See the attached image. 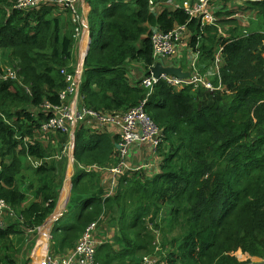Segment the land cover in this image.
Returning <instances> with one entry per match:
<instances>
[{"label":"trees","instance_id":"obj_1","mask_svg":"<svg viewBox=\"0 0 264 264\" xmlns=\"http://www.w3.org/2000/svg\"><path fill=\"white\" fill-rule=\"evenodd\" d=\"M15 3L0 0V53L18 75L4 80L7 71L0 63V199L17 216L15 221L7 216L12 222L0 230V264H17L20 252L12 238L41 228L57 209L64 175L56 174L55 156L70 139L41 132L49 120L41 108L45 101L60 104V93L69 86L61 71L74 73L83 46L76 30L85 33L66 4L19 11ZM214 3L219 21L201 35L200 21L190 20L183 10L164 8L155 15L149 0H86L91 42L82 62L81 104L113 115L145 102V111L164 135L161 165L153 179L125 175L115 196L104 199L96 172L78 166H113L118 140L81 125L69 203V209L79 204L80 213L64 227L56 222L53 253L73 249L85 229L103 217V224L105 218L109 225L118 222L124 250L116 253L103 245L96 264H124L126 258L142 264L145 256L154 264H242L234 256L237 251L264 259V2H249L243 9L233 0ZM237 12L243 13L242 20L234 17ZM184 25L201 63L211 65L223 48L220 75L211 80L222 90H181L162 80L150 93L142 80L155 63L152 31ZM131 63L143 65L142 77H134ZM28 159L47 160L37 169ZM64 162L60 171H65ZM24 171H30V178ZM28 180L30 186L24 188ZM28 191L35 200L27 205ZM29 241L31 249L34 242Z\"/></svg>","mask_w":264,"mask_h":264},{"label":"built area","instance_id":"obj_2","mask_svg":"<svg viewBox=\"0 0 264 264\" xmlns=\"http://www.w3.org/2000/svg\"><path fill=\"white\" fill-rule=\"evenodd\" d=\"M216 1V0H215ZM214 1V2H215ZM220 1V0H219ZM213 0H196L194 3L185 1L183 4L174 0H149V9L153 14H158L160 9L168 10H183L190 20L200 21L201 35L205 28L215 25L219 18L216 16L217 7L214 8ZM237 8H244L246 3L264 2V0H233ZM46 3L66 4L75 16L74 23L82 25L85 33L81 34L80 27L76 30V38L83 44L80 48L79 67L75 69L74 73H70L67 69L61 71L62 76L69 83L67 89L60 93V104L52 105L45 101L42 105V112L49 116L48 121H44L41 125V132L47 134H66L69 136V141L65 145L62 154L58 158H66L68 160H75L73 156L75 148V137L77 129L81 126L96 127L95 131H103V128L110 129L112 135L117 138V163L112 167L92 166L89 168L83 167L87 172H101L107 173L112 183L111 190L107 198L114 197L117 193L120 180L125 175L142 173L144 170L158 167L160 171L161 158L159 156V149L163 143L164 135L162 130L151 120L145 111V102L140 106L132 108L126 112L117 114H104L93 111L81 104L80 88L83 77V58L85 53V46L91 42L88 22L83 11V6L86 5V0H16L15 9L19 11H26L32 8L39 7ZM82 6V11L80 7ZM238 20L243 19V13L237 12L234 16ZM242 18V19H241ZM191 34L187 25L176 26L170 32H163L159 29L152 31L150 40L153 49V58L155 63L161 62L165 67H182L175 62L183 59L185 56L183 51L186 49L194 52V57H187L189 70L183 68V71L190 72L191 76L188 79L181 80L176 77L161 76L159 79L153 77L149 73L147 77L142 80V86L150 91L160 82L165 81L171 87L184 90L188 87L193 91L203 88L206 91L215 92L222 90L221 86L216 88L211 80L220 75L222 68L223 48L216 52L215 59L211 65L201 63V53L190 47ZM200 39V36H198ZM221 63V65H220ZM150 67L148 71L152 68ZM18 79L17 72L12 68L7 71L3 78ZM220 83V82H219ZM142 153L146 156L150 155L154 160H158L159 164L155 165L152 161H139L140 164L132 165L130 159L136 153ZM31 160V159H30ZM47 159H42L35 163V168L41 166ZM2 162L0 161V173L3 170ZM71 185V184H70ZM58 205V204H57ZM57 210V209H56ZM53 215H56L54 218ZM51 215L49 220L37 229H25V234L34 236L37 234L38 245L41 248V254L35 255L33 264H96V255L98 248L101 246V240L98 238V232L101 229V221L103 217L88 226L78 240L75 247L69 250L66 254H53L51 252L52 228L53 224L62 216V214L55 213ZM7 216L15 217V212L11 206L4 200L0 199V230L7 229ZM35 254L34 252H32ZM36 261V262H35ZM142 264H154V260L150 256L143 259Z\"/></svg>","mask_w":264,"mask_h":264},{"label":"crops","instance_id":"obj_3","mask_svg":"<svg viewBox=\"0 0 264 264\" xmlns=\"http://www.w3.org/2000/svg\"><path fill=\"white\" fill-rule=\"evenodd\" d=\"M87 11H89L88 7H87ZM79 59H80V57H79ZM80 63H81V60H80ZM134 64H136V63H134ZM78 67H79V65H77L75 67V69L78 68ZM144 72H145L144 68L140 69V70H137L135 65L132 67V73H133L134 76H136V75L138 77L143 76ZM86 127L89 128L91 132H96L95 131L96 127H89V126H86ZM105 131L109 132L110 134H112L110 129H108L106 127L103 128V131H101V132H105ZM63 160H65V162H64L65 171H60V164H61V162ZM145 160L152 161V163H155V165L159 164V161L158 160H154L150 155L146 156V155H144L142 153H138V152L132 157V159H130V162H131L132 165H138V164H140L139 161H145ZM39 161H32V159L30 160V162L32 163L33 167H35V163H37ZM116 163H117V158H116ZM56 165H57V169H58L56 174L59 175V177L64 175L63 182H62V185H61V190H60V193H59V196H58L59 199H58V205H57V210H56V213H58V214L61 213L62 214V216L56 221V222H59V220L62 219L65 216L66 212H70L71 211V208L69 209V203H70V200L72 198V196H71V190H72V186H73L72 180H73V177L76 174V168H75V160H68L66 158H61V159L58 158V159H56ZM78 167H79V169L82 170L84 166L80 165ZM106 167H108V166H106ZM158 172H159V166L157 168L156 167H152L151 169L144 170L140 174H144L147 178L153 179L158 174ZM94 174L96 175L97 182L99 184V187L101 188V196L104 199H106V197L108 196V194H109V192L111 190V185H112V183L110 181V177H109V175L107 173L96 172ZM131 175H133V174H131ZM26 177L30 178V174L26 175ZM20 181H21V185H22V182L24 181V179H21ZM26 185H28L27 187L30 186L29 180L27 181L26 184L23 185V187L25 188ZM28 193H29V195L27 196V198H28L27 205L32 203L35 200L33 191H28ZM97 195H100V193L97 194ZM106 220H107V218H105L104 224H103V220L101 221L102 222V224H101L102 227H101L100 231L98 232V238H99V240H101V246L110 245L114 252L120 253L121 251L124 250V245H123L122 239L120 238V234H119V231H118L119 224H118V222L114 221V222H112L109 225V224H107L108 222H106ZM56 222L53 224L54 226L56 225ZM54 226H53V228H54ZM53 228H52V231H53ZM29 240H30L29 242H31V241L34 242V245L32 246V248H34V246H35V249L33 250V252L35 254L30 253L31 255H29V261H30L29 264H33V262L35 260L34 256L35 255L39 256L41 254V248L38 245L37 234H35L34 236H30ZM68 250L65 251L64 254H66L68 252ZM57 254H55V255H57ZM59 254H63V253H59ZM143 259H144V257L142 258V261H143ZM117 260H119V259H117ZM136 260L137 259H128V258H126V259H124V264H132V262L136 261ZM137 263L140 264V260L137 261ZM115 264H118V263L116 262Z\"/></svg>","mask_w":264,"mask_h":264},{"label":"rangeland","instance_id":"obj_4","mask_svg":"<svg viewBox=\"0 0 264 264\" xmlns=\"http://www.w3.org/2000/svg\"><path fill=\"white\" fill-rule=\"evenodd\" d=\"M213 6H214V8L215 7L218 8V5L216 3H214ZM98 29H99L98 26L94 29L95 30L94 31L95 35L93 36L94 38H96V36H97ZM81 48H82V46H81ZM183 54H184L185 57L183 59H180L178 62H175V63H177L180 66H183L184 69L189 70L188 64H186V62L188 61V58L187 57H194V52H192L191 50L186 49L185 51H183ZM5 60L6 61H4V62L2 61V57H1V53H0V63H2V66L6 69V71H10L11 70L10 69L11 67H9V64H8V61L9 60H7L6 58H5ZM131 64H132V66L135 65V67L137 68V70L143 69V65L141 66L140 63H138V64L137 63L136 64L131 63ZM220 65H221V63H220ZM134 77L135 78H140L142 76L138 77L136 75ZM61 154L62 153H58V155L55 156V160H56V157H59ZM10 160H11V158L10 157H7V159L4 162L7 163V164H9L10 163ZM0 161H2V160L0 159ZM28 161H29V159H28ZM29 163L31 164L30 161H29ZM24 173H25V175H29L30 174V171H24ZM27 186L28 185H26L25 188H28ZM25 194L27 196L29 195L28 192H26ZM70 207H71V211L70 212H66L65 216L62 219L59 220V222L57 223L58 224V227H60V226L61 227L66 226L68 223H70V222L73 221V219L75 218L76 215H78L80 213V211H79L80 205L79 204H71ZM11 219H13V218H11ZM11 219H8L7 218L6 225L10 224L12 221L17 220L16 213H15L14 219L12 221H10ZM27 239H28V236L26 234H24L22 237L15 236L14 238H12V240L14 241V247H15V249L20 252L19 254L15 255V260L17 261V264H25L26 263V260L29 259V255H31L30 253H32L33 250L35 249V246H34V248L31 247V249L30 248L28 249L26 247V240ZM20 241H23V242H20ZM54 245H55V243L51 241V252L52 253H53L52 247H54ZM5 252H6L5 250L4 251H1V255H3ZM22 252H23V255L21 257H19ZM234 256L242 264H264V259H262V258L261 259L252 258L249 255H246V254L244 255L242 251L235 252L234 253ZM20 258L22 259V262H21Z\"/></svg>","mask_w":264,"mask_h":264},{"label":"water","instance_id":"obj_5","mask_svg":"<svg viewBox=\"0 0 264 264\" xmlns=\"http://www.w3.org/2000/svg\"><path fill=\"white\" fill-rule=\"evenodd\" d=\"M149 73L152 74L156 79H159L161 76L165 75L185 80L191 76V73L183 71L182 67H165L161 62L156 63L155 66L150 69ZM53 216L54 218L56 217V215Z\"/></svg>","mask_w":264,"mask_h":264},{"label":"clouds","instance_id":"obj_6","mask_svg":"<svg viewBox=\"0 0 264 264\" xmlns=\"http://www.w3.org/2000/svg\"><path fill=\"white\" fill-rule=\"evenodd\" d=\"M177 2V1H176ZM179 3V2H178ZM156 15V14H155ZM158 15V14H157ZM90 38H91V35H90Z\"/></svg>","mask_w":264,"mask_h":264},{"label":"bare ground","instance_id":"obj_7","mask_svg":"<svg viewBox=\"0 0 264 264\" xmlns=\"http://www.w3.org/2000/svg\"><path fill=\"white\" fill-rule=\"evenodd\" d=\"M64 147V146H63ZM38 169V168H37Z\"/></svg>","mask_w":264,"mask_h":264}]
</instances>
